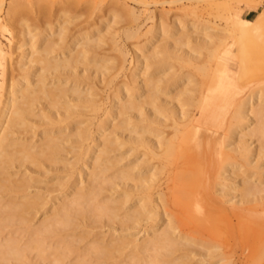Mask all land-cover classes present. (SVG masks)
Instances as JSON below:
<instances>
[{"label":"bare ground","instance_id":"6f19581e","mask_svg":"<svg viewBox=\"0 0 264 264\" xmlns=\"http://www.w3.org/2000/svg\"><path fill=\"white\" fill-rule=\"evenodd\" d=\"M237 2L245 8H234L230 12L229 32L234 38L237 52L243 56L244 39L261 34L264 29V5L258 9L261 0ZM14 5L17 3L9 5L7 11L17 14L18 11L14 12L17 6ZM44 6L40 5V10ZM245 10L248 13L257 12L249 18L242 16ZM131 12L135 14L133 10ZM164 22L159 23L160 27L151 26L152 34L162 32L165 36L169 32L180 37L176 35L170 42L169 39L170 44L165 46L163 43L165 47L154 46L162 47L165 57L176 59L181 64L198 61L196 58H199V54L195 58L190 54V50L194 49L192 46L189 53L182 50L190 44L193 36L195 47L199 44V47L202 46L200 50H203L205 46V51L212 46L217 48L216 43L224 37L205 31L198 35L193 31L194 35H189L191 32L181 33L186 26L195 27V22L189 25L182 20H173L172 24ZM5 30L6 25L1 23L0 31ZM56 31L60 32L58 28ZM39 34L36 33L34 37L40 40L38 47L34 45L37 42L34 41V33L30 34L29 30L23 33L28 46L23 42L26 44L23 47V44L13 43L9 39V48L5 50L0 41V264H37V261L43 263L42 260H48L50 264H64L68 255H73L68 264H211L213 251H207L202 246L204 240L195 237L194 233L206 228L208 233L202 234L209 237L211 222H220L219 219L228 218L229 215L241 222L243 231L253 232L255 250L250 264L260 261L264 257V81L254 84L247 92L237 91L231 80L210 77L206 71V68L210 71L209 65L203 68L201 64V67L195 64L194 69L200 72L199 79L192 85L190 82L196 77L191 81H185V78L184 87L180 86L182 89H179V93L176 91L178 95L173 93L177 96L175 98L173 94H167V88L181 81L182 76L176 70L171 68L179 76L175 74V77H169V74H173L168 73L159 90L156 82L160 79L161 84L167 72L154 80L146 77L147 71L140 72V75L133 72L132 64L131 77L128 78L131 81L124 82L118 88L116 86V89L113 87L115 90L111 98L107 96L112 100L110 106L101 109V116L96 118L95 127L92 128L91 120L94 117L91 120L83 118L87 112L84 110L89 107L90 112L98 113V108L102 106L98 107L96 98L93 99L91 87L82 89L80 86L85 81L89 84L88 80L93 76L87 70L98 61L94 48H97L99 40L94 36L95 40L79 42V38L74 36L78 33L72 34L75 37H72V42L67 40L70 44L55 53L54 48L61 47L63 43L55 44L57 41L54 40L50 46V33ZM136 34L134 32V36ZM61 35L63 38L64 34ZM61 42H64L63 39ZM43 43L48 46L45 47ZM179 49L182 54L176 53ZM15 50H20L18 59L15 56L17 61L14 60L17 66L13 65L14 72L9 73L15 74L17 68L22 72L9 77L6 76L7 58ZM216 52L211 51V55L213 53L215 56ZM223 52L231 54L227 48ZM126 53L121 54L124 57ZM150 53L146 55L152 57ZM209 54L206 55L211 57ZM158 57L153 55L154 64H150V67L157 64L160 68L162 61ZM165 57L161 56V59ZM25 58L28 59L27 65L23 62ZM90 60L93 64H89ZM149 60L147 63L145 60V69L149 67ZM12 64L9 62L10 68ZM97 65V71L105 70L99 63ZM180 72L184 77L183 70ZM84 73L90 75L88 80ZM141 75L144 78L138 79ZM6 77L9 79L6 80ZM111 78L105 81H112ZM5 81L9 83L6 85ZM90 82L92 86L95 84ZM188 86L191 90L186 89ZM135 95L143 96L142 100H137ZM166 126L171 127V133L164 132ZM217 126H221L223 133L214 147L216 140L213 129H217ZM122 134L126 137L121 138ZM253 142L257 144L252 145ZM65 143L71 146L75 144L79 148L72 161H67L69 157L66 155L71 147L68 148ZM125 143H128V147L129 144L134 145L131 146L134 150L139 147L143 149V158L119 165L122 158L116 157L113 152ZM152 159L156 161L152 163ZM235 169H240L239 181H235ZM171 171H174L171 177L173 185L168 189L174 202L184 204L183 217L178 220L187 222V229L183 225L176 226L173 223L174 214L161 208L162 193H155L157 196L153 197L159 174ZM213 179L221 196L238 192L234 208L226 211V215L221 210L224 206L211 192ZM200 203L205 207H197ZM104 226L108 227L107 233L101 229ZM139 231L142 234L137 237ZM196 245L201 248L198 253L195 251Z\"/></svg>","mask_w":264,"mask_h":264},{"label":"rangeland","instance_id":"374dc122","mask_svg":"<svg viewBox=\"0 0 264 264\" xmlns=\"http://www.w3.org/2000/svg\"><path fill=\"white\" fill-rule=\"evenodd\" d=\"M0 1H1V3H0V24L2 23L4 25H6V29H7L5 31H0V41H1L3 48L5 50H8L7 48H9L8 47L9 46V43H8L9 39L10 40L12 39L11 41L13 43L16 42V44H18V43L20 45L23 44L22 45L23 47H25L26 44L28 46V42L26 43V40H27L26 35L23 36V33L25 32V30H29L30 34L34 33L33 38L35 36H37L40 32H42L43 34L47 33V32L50 33V35H49L50 37L48 36V39H50L49 40L50 46H52V44H54V42H53L54 40L57 41V42H55V44L63 43V44H61V47H57L56 49L54 47H56L57 45L56 46L53 45L54 47H52V48H54L55 53L56 52L58 53V51L61 50L60 48L63 49L68 44H70L72 42V39H73L72 37H74V36L76 38H79V42H83V41L85 42L86 40H89V39L95 40L94 36L97 37L96 40L97 41L99 40L98 44L99 45L101 44V46H99L98 44H97V46L95 45L97 48H94L95 50H97V51H95V50L94 51H95V53L98 54V55L95 54L96 59L98 58V61L96 64L95 63L93 64L92 61L90 60L89 64H91V63L93 64V66L91 65L93 67V69L88 64V66H90L91 69L89 67V69L87 70L91 76L93 75L92 76L93 78L90 77V75L88 73L87 74L84 73V75H87V77H86L87 80H88V75H89L91 80H88L89 84L87 81H85V84L83 83L80 86V88H82V89L91 87L92 93L93 92L95 93V94L93 93V99H94V97L96 98V102H98V104H99L98 107L102 106V107L98 108L99 110L97 109L98 113L95 111L90 112L89 110L91 108H89V107L85 108V110H84L87 112H85L86 114L84 113L85 116L83 118H86V119L89 118V120H91L92 119L91 117H94V119L91 120V122L93 121L92 122L93 124L91 125L92 128L95 127V126L93 127V125H95L94 123L97 121L96 118L97 117L99 118L101 116L100 114L102 113V111L105 110L109 104H111L112 100H110V98L112 96V92L116 89L115 87L117 86V88H118L119 85L124 84V82L129 83L131 81L130 80L131 78L129 80H128V78H129V76L131 77L130 71H131L133 65H134L133 69H132L133 72H136V73L138 72L137 74L140 75L141 74L140 72L144 71V73H145L147 71L148 73L147 72L145 73V75H147L146 77L152 78L154 80L159 79L160 77H162L164 75V73L167 72V74L164 75L165 77L163 79H161V82H162L161 84L159 83L160 79L158 80V82H156L157 85L158 84L160 85V86L158 85L159 90L162 88V86H163L162 84H164V81L166 80L165 78H167L166 76L168 75V73L173 74V75L169 74L168 75L169 77L170 76H173V77L179 76V74H180V76H182V79H181V81H179L178 84H181V82H182V84L179 86H178V84H176L173 87H171L170 89L167 88V94L169 93L168 95L173 94L174 92H175L174 94H177L176 91L178 92L179 89L181 90L182 87H184L183 86V80L185 78H186L185 81H191L194 79V77H196L193 82L192 81L190 82L192 85L195 82V80L197 81L199 79L198 76L200 75V72L195 70L196 68L194 69L195 64L196 65L198 64L197 66H200L199 64H201L202 67L205 65V68L208 67V65H209L210 71H208L207 68H206V71L208 72L210 77L215 76L213 78L220 77L222 79L231 80V83L234 86V89L237 91L245 90L247 92L254 86V84L256 85L258 82L264 81V29L262 30L261 34L254 35V36H251L249 38L244 39L245 53L243 56H241L237 52V46L234 44V38L232 37V35L229 32V23L231 20L228 16H231L230 12L234 8H237V9H242V8L244 9L245 8L244 5L237 2L238 0H142V1L141 0H98V2H97V0H42V1L41 0H23V2L21 0L20 3L16 2L17 0H15V2H13L14 0H0ZM40 1L42 4L39 3ZM11 2H13V3H11ZM110 2H112V3H110ZM261 2L262 3L258 7V9H261L262 6L264 5V0H261ZM16 3H17V5H14V6H17V7H15L16 10L15 11L13 10V11L14 12L18 11V13L16 14V13H13L12 11H10L13 13L12 14V13L8 12L9 11L8 9L10 7L9 5L16 4ZM37 3H38V5H37ZM35 4H36V6H35ZM39 4L41 6H44V5H46V6H44V8L41 7V10H40ZM21 5L23 6L22 7L23 9L20 7ZM38 6H39V9H38ZM120 6H122V7H120ZM19 8H21L22 11ZM109 9H110L111 13H110ZM111 9L115 10L116 12L112 11ZM106 10H107V13H106ZM126 10H128V11H126ZM131 10H133V13H135L134 15L132 14ZM129 11L131 13H128ZM112 12H113V14H112ZM256 12L257 11L254 10V11H249V13H248L247 10H245L242 12V16L252 18L255 16ZM114 13H118V15L114 14ZM110 14H112V15H110ZM9 15H13V16H9ZM115 15H116V17H114ZM133 16L135 17V19ZM6 17H7V19H6ZM149 17H151V19L152 18L153 19L150 20ZM22 19H24V20H22ZM160 20L162 22L165 21L164 23H166V24H169V23L172 24L173 20H176V21L182 20L183 23H186L188 25H189V23L195 22V27L194 26L193 27L186 26L185 29L182 30V32H181L183 34L191 32V33H189V35L190 34L192 35L194 32V34L198 35L199 33L203 34L205 32H208V33L210 32L211 34L212 33L213 34H221L224 37L222 38L221 41L216 43L218 45L217 48H216V46L215 47L212 46L213 47V50H212V47L208 46L211 49L207 48L208 51H205L206 50L205 46L203 47V50H200L202 48V46L199 47L198 46L199 44H197V47H195L196 41H195V39H193L195 36H193V38L191 39L192 41L190 40V44L187 43L190 46L189 45H185V46L183 45L184 49L182 48V50H185V51L187 50L186 52H188V53L191 51L190 54L194 58L197 57L196 55L199 54V58H196L198 61L195 59L197 61L196 63H191V64L188 63L187 65H186V63L181 64V63H178L179 61L176 59H170V58L165 57L163 51H161L163 48L160 47V46H164V44H166L165 46L170 44L169 42L172 40V38H174V36L177 37L176 35H178V34L172 35L171 33L167 32V33H165V36H164L162 32L152 34V32L150 31L151 26L160 27V26H158L159 23H161ZM22 22H23V24H22ZM101 22L102 23L104 22L103 24H105L106 27H105V25H102ZM152 24H154V25H152ZM204 27H207V28L205 29ZM44 28H45V30H44ZM57 28H58V31H60V32L56 31ZM136 28H138V29L136 30ZM42 29H43V31H42ZM59 29H61V30H59ZM86 29L88 32L86 31ZM20 30L23 32H20ZM109 30H112V32ZM124 30H125V32H127L126 30H128L127 34L129 33V31H131L133 34H131V32H130L129 34H131V36L129 34L127 36V34L124 32ZM144 31H146V32H144ZM202 31H205V32H202ZM105 32H107V33H105ZM134 32H135V34L136 33H138V34H136V36H134ZM36 33H37V35H36ZM42 33H40V34H42ZM56 33L57 34L60 33V34H58V36H56ZM97 33H99V34L97 35ZM124 33L126 34L127 37L124 35ZM144 33H145V35H144ZM61 34H64L63 36L66 38V40L64 37L62 38ZM72 34L73 35L77 34V35L73 36ZM86 34H87V36H86ZM108 34H110L111 36H109ZM59 35H61V37H59ZM79 35H80V37H78ZM100 35H102L103 37ZM182 35H181V37H182ZM51 37H53V38H51ZM98 37H100L101 39H98ZM166 37H168V39ZM178 37H180V35H178ZM103 38H104V40H103ZM113 38H114V40H113ZM149 38H151L150 41H144V40H147ZM24 39H26V40H24ZM61 39H63L64 42H61ZM36 40H37V42H35L34 45L36 47H38L40 40H39V38L37 39V37H36V39L34 38V41H36ZM168 40H169V42H168ZM23 42L26 44H24ZM47 43L49 44L48 41H47ZM47 43L46 44L43 43V45L48 46ZM192 43H193V45H192ZM155 44H158L160 46H158V45L154 46ZM22 46H21V48H22ZM157 46H158V48H157ZM155 47H156V50H155ZM159 47H160V49H159ZM190 47L194 48V49H191L189 51ZM198 47H199V49H198ZM118 48L120 50H123V51H121V53H126V51H127V53L124 54L125 55L124 57L120 53V50H118ZM195 48H197L198 50ZM214 48H216L215 50H217V52L215 54L218 56H216V55L213 56V53L211 55V51L215 52ZM226 48L229 51V53H231V54L223 52L224 50H226ZM152 49H153V51H152ZM180 49H179V51L178 50L176 51L177 54H182V52H181L182 50H180ZM15 51H16V53H15ZM15 51L12 53V55H10L12 57L9 56V58H7L8 66H7L6 76L9 75V77L12 74L16 75L17 73L21 74L19 72H22V71H20L19 68H17V69H15V74L13 73L14 69L12 68V66L13 65L17 66L15 61H17V59H18V53L20 50H18V51L15 50ZM151 51L156 56H159L160 60L163 62V63L160 62L161 66L158 65V66H160V68L157 67V64L155 65L157 68L154 67L153 65H152L153 68L150 67L151 66L150 64H154V59L152 60L154 54ZM159 51H161L163 54ZM185 51H183V53ZM192 51H194V52H192ZM54 52H52V54H54ZM200 52H201V55H200ZM209 52H210V54H209ZM149 53L152 57L147 56ZM102 54L104 55V57H102L103 56ZM139 54H140V57H139ZM206 54L211 55V57L209 56L210 57L209 58L208 55H206ZM15 56L17 59L15 58ZM137 56L140 59L139 58L136 59ZM161 56H162V58L165 57V59L164 60L161 59ZM212 56L214 58H212ZM99 57L100 58L102 57V58L100 59ZM122 57L125 60H123ZM193 57H191V58H193ZM27 58H29V56ZM120 58H121V61L119 60ZM147 58H149L150 60ZM138 59H139V61H138ZM143 59H144V61H143ZM27 60L28 59L25 58L23 61V62H26V65L28 62ZM145 60H146V63H147V60L150 61V63H148L149 65L147 64V66H149V67H146V69H145V66H143V65H145ZM168 60H171L172 62L170 61V64H167ZM142 61L144 63H142ZM199 61L200 62L202 61L203 63L205 62V64L202 65V62L199 63ZM9 62H10V64H11V62H13V64L10 65L11 68L9 67ZM121 62L123 65L121 64ZM151 62H153V63H151ZM192 62H194V61H192ZM98 63H99L100 67L103 66L102 69L103 68L105 69V70H102L103 72H101L99 70L97 71V68H99L97 65ZM155 63H156V61H155ZM113 64L115 66H113ZM120 64L122 66H120ZM176 64L179 65V69H177ZM169 65H171L170 68L168 67ZM184 65L186 66L187 70L184 68ZM196 65H195V67H196ZM117 66H118V68H117ZM181 66H182V70H183L182 74H184V77H183V75H181V72H180V71H182L180 69ZM188 66H190L193 70L191 71L190 67H189L190 70H188V68H187ZM110 67H111V70H110ZM119 67H121V68H119ZM134 67L136 69H134ZM143 67H144V70H143ZM171 68H173V71L176 70L179 74L177 72L171 71ZM9 69H10V71H9ZM32 69H33V67H32ZM94 69L96 72L94 71ZM116 69H117V71H116ZM91 70H92V72H91ZM139 70H141V71H139ZM169 70L171 72H169ZM11 71H13V72L9 73ZM87 71H85V72H87ZM193 71L195 73L198 72V73H196V76L194 75L195 73L193 74ZM99 72H100V75L98 76ZM149 72L152 74H150ZM101 73H104V74H101ZM115 73H116V75H115ZM110 74H112V75H110ZM160 74H163V75H160ZM103 75H105V76H103ZM114 75H115V78H113ZM190 76H191V78L192 77L193 78L192 79L189 78V80H188V77H190ZM9 77H6V80H8ZM142 77L143 76L141 75V77L139 76L138 79L139 78L142 79ZM200 77H203V76H200ZM108 78L109 79L111 78V80L112 79L113 80L112 81H110V80L105 81ZM103 79H104V81H103ZM90 81H92L93 84L95 83L93 85L94 88H93ZM109 81H110V83H109ZM9 82H10V80H9ZM9 82L5 81V84L7 85ZM117 83H119V84H117ZM190 83H188V85ZM86 84H88L89 86ZM191 84L189 86H192ZM185 85H186V82H185ZM83 86H86V87H83ZM180 86H182V87L180 88ZM113 87L115 89H113ZM175 87L178 88V90ZM188 87L186 89L191 90L190 87L189 88ZM255 88L257 89L258 87H255ZM93 89H95V90H93ZM91 91H90V94H91ZM110 92H111V94H110ZM87 93H89V91ZM174 94L172 95V97L174 96L175 98H177V96ZM107 96L108 97L110 96V98H108ZM135 96L137 97V100L138 99L142 100L141 98L143 96H141V98L138 97V95H135ZM97 98H99V99H97ZM101 109H103V110H101ZM217 127H218L217 129H216V127L213 129V133H214L215 140H216V142L214 143V147L217 144V139L219 137H221V135L223 133L221 126H217ZM170 128H171L170 126L169 127L166 126L165 128H163V130H164V132H166L168 134V133H171ZM168 131H170V132H168ZM124 136L125 135L122 134L121 138ZM65 144H66V146H68V148L69 147L72 148V149L70 148L71 151L70 150L68 151V152H70L71 155L68 154V152L66 155L67 158L69 157V159L67 161H72V160H74V157H73L74 153H76L77 150H79V148H76L77 146H75V144H72L74 146H71L70 143H65ZM256 144H257V142L252 143V145H256ZM131 146L134 147V145H132V144H129V147H128V143L127 144L125 143V144L119 145V147L115 148L116 150L113 152V154L116 157L118 156V158H122V160L119 161V163L120 162L121 163L120 164L118 163L119 165H122V163H125L126 161H128V162H130V161L132 162L134 160L139 161L141 158H143L142 157L143 156V154H142L143 149H141L139 147V148H137L139 150H137L136 148L134 150L131 148ZM72 150H73V152H72ZM120 154H122V155H120ZM131 154H132V156H131ZM114 155H113V157H115ZM124 155H126V156H124ZM262 160H264V159H262ZM154 161H156V159L151 160L152 163ZM128 162H126V163H128ZM262 165L264 167V163ZM238 170H240V169H237V170L235 169V171L237 173L236 174L237 176L235 177L236 179L234 178L235 181L236 180L239 181V179H240L239 178L240 174H239ZM151 171H152V169H151ZM108 172H110V171H108ZM173 173H174V171H171L168 174L167 173L166 174H164V173L159 174V176L157 178V180H158L157 184L153 190V197L157 196L155 193H157V194H158V192H160V194L162 193L163 194L162 201H160L161 202V208L166 209L168 212L174 214L173 216L175 219H174L173 223L176 226L183 225L184 228L187 229L188 228V225L186 224L187 222H179V220H178V219H181L183 217L184 204L182 205L181 203L174 202L173 197L171 195V191H169L170 189H168L169 187H171V185H173V182L171 179V177L174 176ZM238 181H237V183H238ZM211 183H212L211 184V192L215 197H217L219 199V202L222 204V206H224V208H222L221 210L223 213H225L224 215H226V211H231L234 208L233 206L235 204H233V203L238 198V192H235L233 194H229L226 196H221V194L216 190L215 179H213V181ZM236 206H239V205H236ZM197 207H205V205L203 203H200L197 205ZM260 210L261 209H258V211H260ZM228 214H230V212ZM219 220H221V221L220 222H211L212 223L211 224L212 229L210 230V236L209 237H205L202 234V233H204V234L208 233V229H206V228H201V230L199 232L194 233L195 237H197L198 239L204 240V242L206 244L204 243V245H202V246L206 247L207 251H213L214 257L211 259V264H213V263H215V264H224V263H227V264H250V257L252 255L253 251L255 250V236H254L253 232L252 231L251 232L243 231L241 222H237L236 217L233 215L232 216L229 215L228 218L226 216V218H221ZM150 221L151 220H148V222H150ZM101 229L103 232H106V233L108 232V230H106V229H108L107 226H104ZM139 232L137 234V237H139L142 234L141 232L140 233ZM194 247H195V249H196L195 251L197 253H198L199 249L201 250L199 245H198V247H197V245ZM202 251L204 252V250H202ZM66 257H67V259H66ZM66 257L63 261L64 264H68L69 259H71L73 257V255H72V257L69 255ZM41 262H43V263H40L37 261V264H50L48 260L47 261L42 260ZM254 264H264V257L260 261H258L257 263H254Z\"/></svg>","mask_w":264,"mask_h":264}]
</instances>
